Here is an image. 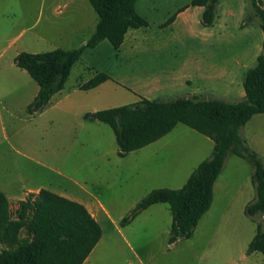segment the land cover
Returning a JSON list of instances; mask_svg holds the SVG:
<instances>
[{"label": "rangeland", "instance_id": "rangeland-1", "mask_svg": "<svg viewBox=\"0 0 264 264\" xmlns=\"http://www.w3.org/2000/svg\"><path fill=\"white\" fill-rule=\"evenodd\" d=\"M190 1L144 0L150 25L132 30L138 38L120 51L109 40L87 49L64 89L34 111L29 106L39 85L16 64L17 55L81 47L99 15L90 0H0V191L14 198L26 187L43 185L93 199L90 205L108 214L100 212L103 235L85 264H264V254L248 253L262 223L261 216L244 211L256 197L252 163L231 153L210 212L192 237L170 243L168 203L151 206L126 225L122 220L153 189L183 187L212 155L213 140L178 123L164 137L122 157L112 127L85 118L135 104L143 96L244 98L246 71L256 64L244 57L262 52L264 41L249 1L226 0L220 10L224 21L215 28L203 26L194 10L188 12L189 23H167ZM204 31L210 36L206 45ZM98 72L111 79L80 88ZM241 134L264 161V113L254 115ZM11 204L15 211L18 203Z\"/></svg>", "mask_w": 264, "mask_h": 264}, {"label": "trees", "instance_id": "trees-1", "mask_svg": "<svg viewBox=\"0 0 264 264\" xmlns=\"http://www.w3.org/2000/svg\"><path fill=\"white\" fill-rule=\"evenodd\" d=\"M264 33V1L248 0ZM99 15L95 31L81 47L32 53L20 52L16 64L38 83L39 91L30 104L38 111L53 95L64 89L73 66L87 49L109 40L119 50L130 28L148 27L149 21L136 8L137 0H90ZM220 0H192L191 6L204 7L201 23L213 26ZM175 15L167 23H171ZM105 72L96 73L80 86L96 88L110 80ZM245 96L239 101L200 95L168 99L141 97L135 104L107 108L95 117L109 124L120 148L119 155L141 149L184 123L214 142L212 155L203 160L181 188H156L150 191L123 218L133 221L142 211L158 203H168L172 214L170 243L193 236L200 219L211 208L214 185L230 153L253 164L252 182L256 197L245 206L250 217L261 216L262 223L248 245V252L264 254V161L251 150L241 128L251 118L264 113V42L256 64L245 74ZM103 230L88 208L78 201L43 188L29 193L15 211L6 194L0 191V264H83L99 243Z\"/></svg>", "mask_w": 264, "mask_h": 264}, {"label": "crops", "instance_id": "crops-1", "mask_svg": "<svg viewBox=\"0 0 264 264\" xmlns=\"http://www.w3.org/2000/svg\"><path fill=\"white\" fill-rule=\"evenodd\" d=\"M150 1V0H149ZM192 1V0H191ZM191 1H190V3H188V4H186L185 6H182V7H180L178 10H177V12L175 13V14H173V15H175V19L170 23V25H172V26H175V25H177L178 24V22H179V20H182L183 22H188L189 23V14H188V12L190 11V10H194L195 11V13L196 14H198V15H202V13H203V10H204V7H201V6H191L190 4H191ZM147 4L144 2V0H137V3H136V8H137V11L139 12V14H141L143 17H145L147 20H148V16H147V12H146V10H145V6H146ZM226 6L227 5V1L225 0H220V3H219V5H218V16H217V19H216V21H215V23H214V25L213 26H211L212 28H215V26H217V25H219V24H221V23H223V21H224V19L223 18H221V15H220V10H221V8L223 7V6ZM153 7H154V5H153ZM242 7V9L243 8H245V11H246V6H244V5H242L241 6ZM242 9H241V11H242ZM188 14V15H187ZM173 15H171V16H173ZM170 16V17H171ZM169 17V18H170ZM168 18V19H169ZM225 23V22H224ZM149 25H150V23H149ZM141 28H146V27H141ZM136 29H140V28H130L129 30H128V32H127V34H126V36H125V40H124V42H123V44L121 45V47H120V49L119 50H116V51H120L121 50V48L126 44V42H129L130 44H132L137 38H138V36L136 35V33H134L135 31H132V30H136ZM204 36V44L206 45V43H207V41H208V39L210 38V36L209 35H207V33H205V31H204V34H203ZM104 41V40H103ZM264 42V41H263ZM101 43V42H100ZM96 48V47H95ZM263 48V47H262ZM262 51V50H261ZM261 53V52H260ZM259 53V54H260ZM259 54L258 53H247L246 55H245V59L246 60H251L252 62H254V61H257V58H258V56H259ZM239 63V62H238ZM222 73L223 72H221V75H222ZM224 74V73H223ZM100 86V85H99ZM158 87H161V88H168V89H171V88H174L175 86L174 85H158ZM38 91H39V88H38ZM38 91L36 92V93H34V96H33V100H34V98L36 97V95H37V93H38ZM144 97V96H143ZM32 100V101H33ZM231 154V153H230ZM229 154V155H230ZM228 155V156H229ZM228 158V157H227ZM227 160V159H226ZM225 163H226V161H225ZM224 166H225V164H224ZM224 166H223V168H224ZM223 170V169H222ZM222 172V171H221ZM221 174V173H220ZM217 183H218V179H217V181H216V183H215V185H214V199H213V203H212V205H211V208H212V206H213V204H214V201H215V199H216V187H217ZM41 189H43V185H39V186H29V187H26L23 191H22V194L20 195V196H16V197H14V198H10L6 193V196L8 197V199H9V201L12 203V202H16V203H19L21 200H24V199H26V197L28 196V194L29 193H38ZM48 189V188H47ZM51 190V189H50ZM53 192H55V193H57V194H60V195H62V196H65V197H68V198H70V199H73V200H75V201H78V202H80V203H83L87 208H88V210L92 213V215L98 220V218L101 216V214H100V212H101V210L104 212V214L106 215V214H108V213H105L106 211H104L103 209H99V206H97L96 205V203L95 204H93V205H90V201L91 200H93V199H91V198H85V197H80V196H76V195H73V194H71V193H67V192H63V191H59V190H52ZM95 202V201H94ZM159 204V203H158ZM12 205V204H11ZM155 205V204H154ZM153 206V205H152ZM151 207V206H150ZM149 207V208H150ZM149 208H147V209H149ZM211 208L207 211L208 213L210 212V210H211ZM146 209V210H147ZM245 209V208H244ZM93 210V211H92ZM145 211V210H144ZM227 212H228V210H226ZM143 212V211H142ZM141 212V213H142ZM207 214V213H206ZM202 219V218H201ZM200 219V220H201ZM200 222V221H199ZM259 224V223H258ZM257 224V225H258ZM198 225H199V223H198ZM198 225H197V227H198ZM197 227H196V229H197ZM196 229H195V231H196ZM195 233V232H194ZM256 234V233H255ZM194 235V234H193ZM254 237V236H253ZM94 250V249H93ZM249 253V252H248ZM253 253V252H252ZM243 257L246 259L248 256L247 255H243ZM90 258V256H88V258L85 260V262L83 263V264H85L86 262H87V260Z\"/></svg>", "mask_w": 264, "mask_h": 264}, {"label": "water", "instance_id": "water-1", "mask_svg": "<svg viewBox=\"0 0 264 264\" xmlns=\"http://www.w3.org/2000/svg\"><path fill=\"white\" fill-rule=\"evenodd\" d=\"M95 116H96V114H95Z\"/></svg>", "mask_w": 264, "mask_h": 264}]
</instances>
